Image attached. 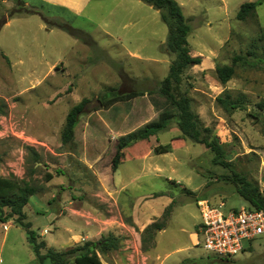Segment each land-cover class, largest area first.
<instances>
[{
    "label": "rangeland",
    "instance_id": "374dc122",
    "mask_svg": "<svg viewBox=\"0 0 264 264\" xmlns=\"http://www.w3.org/2000/svg\"><path fill=\"white\" fill-rule=\"evenodd\" d=\"M30 1L42 7H31L34 14L22 13L0 28V175L36 188L25 207L36 235L52 222L65 224L66 216H56L61 209L69 212L65 207L70 201L76 209L95 206L101 215L119 218L128 198L143 196L140 203L155 210L164 204L152 226L167 227L159 235L163 256L187 241L182 233L173 237L177 227L194 230V223L200 222L198 199L223 202V213L246 205L221 175L243 173L264 194V109L257 107L264 99V0H175L190 25V53L208 63L189 68L183 88L203 124L212 127L222 143L230 166L213 163L209 149L182 137L174 118L150 138L125 147L116 172L110 161L119 136L157 114L149 98L161 100L160 81L173 57L165 46L166 25L158 11L141 0H88L81 9L79 0H51L57 2L54 5ZM247 1L260 2L256 16L239 20L236 12ZM13 6V0H0V26ZM44 20L80 33L47 29ZM235 55L245 62L233 63ZM53 62L52 72L46 74ZM216 64L234 67L223 85L215 74ZM224 88L246 96L243 108L231 115L215 101ZM116 93L121 98H112ZM82 98L88 103L74 139L62 144L65 115ZM158 143L169 144V151L154 153ZM4 223L0 222V264H52L36 260L22 227L10 221L3 229ZM194 232L196 246L180 252L194 257L193 264H264V233L244 240L237 254L220 255L204 250ZM57 234L48 229L44 238L60 250ZM113 251L99 253L100 259H108Z\"/></svg>",
    "mask_w": 264,
    "mask_h": 264
},
{
    "label": "trees",
    "instance_id": "16d2710c",
    "mask_svg": "<svg viewBox=\"0 0 264 264\" xmlns=\"http://www.w3.org/2000/svg\"><path fill=\"white\" fill-rule=\"evenodd\" d=\"M14 6L3 16L1 25L8 19L24 15L34 14L31 7L24 4L23 0H13ZM153 8L159 10L162 21L167 26V38L165 46L173 57L170 61L168 72L160 81L158 95L161 100L149 98L152 106L157 111L156 116L147 121L142 126L128 133L120 135L115 145V151L111 157L110 167L115 171L124 156L123 149L130 144L145 140L163 130L170 120L176 119L178 129L182 137L192 139L194 142L204 145L213 154L212 161L223 167H229L224 159L225 151L218 137L213 133L212 127L203 124L197 111L193 107V99L183 88L187 71L196 64H200L201 56L192 55L190 53L187 34L190 31V25L185 20L180 5L175 0H143ZM259 1H247L240 4L236 18L244 20L247 17L256 16V6ZM17 7H19L17 9ZM22 14V15H23ZM47 28L57 27L68 31L73 35H78L80 31L64 25L49 24L44 20ZM264 37V29L262 31ZM250 54L251 51H248ZM233 63H244L242 55L232 57ZM264 63V58H263ZM215 74L219 82L225 84L234 73L233 65L216 64ZM112 98H121L116 93ZM218 105L228 114L231 115L235 109H242L246 102L244 93L233 95L229 89L224 88L215 96ZM88 103L87 98H82L73 104L67 111L60 133L61 143L68 144L74 139V130L79 121L80 115L84 112L85 105ZM108 101L106 105H109ZM3 107V101L0 99V110ZM257 107L264 109V99L257 103ZM169 144L158 143L153 147L156 154L169 151ZM36 156L37 153L33 151ZM52 175L47 174L50 178ZM221 179L231 183L235 191L246 202L248 209H264V194L259 185L245 174L231 171V174L221 175ZM36 188L23 179L15 177H7L0 175V222L4 223L11 220L14 224L22 227L26 231V240L31 247L36 260L42 263L48 259L52 264H102L99 253H105L115 250L119 246V237L112 233L102 235L96 241H84L80 245L67 247L63 250H54L48 248L45 241L39 239L35 231L31 228V224L27 221L24 210L29 197L34 194ZM212 203V202H210ZM213 204V203H212ZM154 226V223L149 227ZM146 228L145 230H147ZM196 263L197 261H192Z\"/></svg>",
    "mask_w": 264,
    "mask_h": 264
},
{
    "label": "crops",
    "instance_id": "0c3cea01",
    "mask_svg": "<svg viewBox=\"0 0 264 264\" xmlns=\"http://www.w3.org/2000/svg\"><path fill=\"white\" fill-rule=\"evenodd\" d=\"M23 1L24 4L29 7H42L32 4L33 2L30 0ZM79 1L80 3L78 4L77 8L81 9L86 5L88 0ZM39 2L54 5L56 1L40 0ZM157 11L159 13V10ZM14 18L15 17L8 19L5 23L0 26V28L4 24H8ZM47 29L51 30L52 28ZM136 49L137 47L135 48V50ZM127 52L129 54H134L133 50H127ZM54 64L55 62L50 65V67L46 71V74H48V72H52L51 68ZM200 64H208L203 61L202 56ZM200 64H196L194 66H198ZM29 66V69H31L30 64ZM142 199L143 196L141 198H128L127 204L121 207V216H119V218H117L116 215H110L108 217L103 216L99 212L95 211V206L91 209H76L74 207H71L70 201L65 207L69 210V212L65 214V211L61 209L56 216L57 218H62L63 216H66L68 219L67 222H65V224L62 223L59 225H56L54 224V222H52L51 227L43 228V230L38 235L39 239L44 240L46 246L48 248H51L50 241L48 239H45L44 236L46 233H48V229H53L54 231L58 232V234L56 235L57 237H55V239L58 238V241L60 242V250H63L67 247L80 245L84 241H96L102 235L112 233L115 236L119 237V246L117 249L110 253L111 256L108 259H101L102 264H193L194 262L192 261H196L194 257L191 258L190 256L186 254H181L180 252L192 249L194 248V246H196V241H198V238L196 237V233L194 232V230L197 232V234H199L197 231L198 222L194 223V230L190 227H183V225L177 227V229L173 233V237L176 238L180 235V233H182L187 238V241L174 246L170 250H165L163 256H161L158 249L159 235L164 234L167 230V227L149 226L155 223L156 220L160 218L164 204H162V209L155 210L149 204L144 205L140 203ZM10 221L11 220H8L7 222H5L6 224L4 223L5 227H3V229H7V223H9ZM146 228L148 229L145 230ZM55 239L53 241H55ZM174 253H178L177 256H171Z\"/></svg>",
    "mask_w": 264,
    "mask_h": 264
},
{
    "label": "built area",
    "instance_id": "2783aa9c",
    "mask_svg": "<svg viewBox=\"0 0 264 264\" xmlns=\"http://www.w3.org/2000/svg\"><path fill=\"white\" fill-rule=\"evenodd\" d=\"M200 222L197 231L204 250L220 255H235L243 250V241L264 233V209H248L246 206L221 207L200 198L196 201Z\"/></svg>",
    "mask_w": 264,
    "mask_h": 264
}]
</instances>
